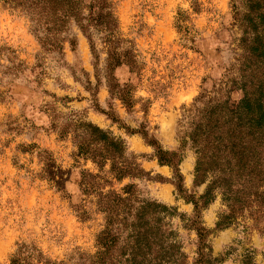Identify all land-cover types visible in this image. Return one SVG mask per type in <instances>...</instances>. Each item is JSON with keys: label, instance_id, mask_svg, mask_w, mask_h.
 I'll return each instance as SVG.
<instances>
[{"label": "clouds", "instance_id": "9594fccd", "mask_svg": "<svg viewBox=\"0 0 264 264\" xmlns=\"http://www.w3.org/2000/svg\"><path fill=\"white\" fill-rule=\"evenodd\" d=\"M0 264H264V0H0Z\"/></svg>", "mask_w": 264, "mask_h": 264}]
</instances>
